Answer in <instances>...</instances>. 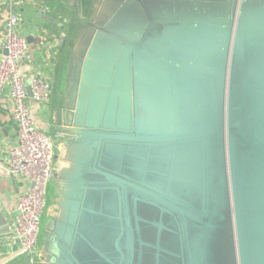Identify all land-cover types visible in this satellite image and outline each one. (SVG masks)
Instances as JSON below:
<instances>
[{
	"label": "water",
	"instance_id": "water-1",
	"mask_svg": "<svg viewBox=\"0 0 264 264\" xmlns=\"http://www.w3.org/2000/svg\"><path fill=\"white\" fill-rule=\"evenodd\" d=\"M68 2L36 251L0 264H264V0Z\"/></svg>",
	"mask_w": 264,
	"mask_h": 264
},
{
	"label": "built area",
	"instance_id": "built-area-1",
	"mask_svg": "<svg viewBox=\"0 0 264 264\" xmlns=\"http://www.w3.org/2000/svg\"><path fill=\"white\" fill-rule=\"evenodd\" d=\"M19 23V15L12 13L3 30V44L0 46V94L8 87L12 102L11 114L18 127L17 142L7 151L9 171L13 175L23 176L29 186L18 196L16 211L11 219V232L6 238L16 248L12 256L25 253L33 259L46 207L54 145L51 135L35 124L27 98L31 94L36 102L50 104L53 82L41 75L33 76L29 84L26 82L19 65L29 48V41L20 36Z\"/></svg>",
	"mask_w": 264,
	"mask_h": 264
},
{
	"label": "crops",
	"instance_id": "crops-1",
	"mask_svg": "<svg viewBox=\"0 0 264 264\" xmlns=\"http://www.w3.org/2000/svg\"><path fill=\"white\" fill-rule=\"evenodd\" d=\"M73 11L68 0H0V46L3 44L2 34L6 21L12 13L18 14L20 17L18 32L29 41V48L19 65L28 84L33 76L41 75L51 79L54 92V82L66 39L63 45L58 44L62 34L69 33L70 15L76 17ZM27 102L35 124L50 134L52 101L48 105H43L36 102L30 94ZM11 109L12 102L7 87L0 94V212L10 227L18 196L29 186L23 176L13 175L9 171L7 151L18 138V127ZM7 235L0 237V263L10 258L14 252L15 247L9 244Z\"/></svg>",
	"mask_w": 264,
	"mask_h": 264
}]
</instances>
